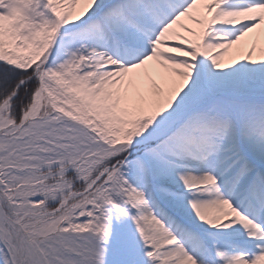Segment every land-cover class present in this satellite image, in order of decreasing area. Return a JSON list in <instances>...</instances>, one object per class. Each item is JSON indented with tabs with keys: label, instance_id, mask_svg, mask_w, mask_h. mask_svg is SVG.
Masks as SVG:
<instances>
[{
	"label": "snow or ice",
	"instance_id": "obj_1",
	"mask_svg": "<svg viewBox=\"0 0 264 264\" xmlns=\"http://www.w3.org/2000/svg\"><path fill=\"white\" fill-rule=\"evenodd\" d=\"M0 264H264V0H0Z\"/></svg>",
	"mask_w": 264,
	"mask_h": 264
}]
</instances>
